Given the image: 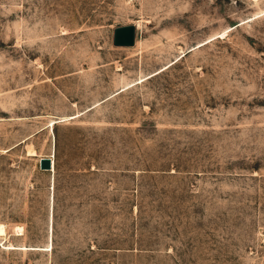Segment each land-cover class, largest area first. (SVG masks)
I'll list each match as a JSON object with an SVG mask.
<instances>
[{
    "label": "rangeland",
    "instance_id": "1",
    "mask_svg": "<svg viewBox=\"0 0 264 264\" xmlns=\"http://www.w3.org/2000/svg\"><path fill=\"white\" fill-rule=\"evenodd\" d=\"M0 224V264H264V0H0Z\"/></svg>",
    "mask_w": 264,
    "mask_h": 264
},
{
    "label": "water",
    "instance_id": "2",
    "mask_svg": "<svg viewBox=\"0 0 264 264\" xmlns=\"http://www.w3.org/2000/svg\"><path fill=\"white\" fill-rule=\"evenodd\" d=\"M135 25H125L113 30L112 44L115 47H132L135 44ZM41 170H51L50 158H41L39 161Z\"/></svg>",
    "mask_w": 264,
    "mask_h": 264
},
{
    "label": "bare ground",
    "instance_id": "3",
    "mask_svg": "<svg viewBox=\"0 0 264 264\" xmlns=\"http://www.w3.org/2000/svg\"><path fill=\"white\" fill-rule=\"evenodd\" d=\"M73 118V117H72ZM71 119V118H70ZM51 125H53V123L51 124ZM33 151V150H32ZM30 152L32 155H33V152ZM29 155V154H28ZM51 160V159H50ZM51 161H53V160H51ZM51 168H53V163L51 162ZM49 171V170H48ZM6 236V233H5V228H4V226L3 225H1L0 224V236Z\"/></svg>",
    "mask_w": 264,
    "mask_h": 264
}]
</instances>
